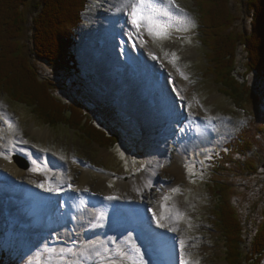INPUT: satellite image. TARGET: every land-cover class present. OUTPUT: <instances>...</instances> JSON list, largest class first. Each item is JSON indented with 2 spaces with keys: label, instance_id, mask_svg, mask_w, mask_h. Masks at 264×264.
Returning <instances> with one entry per match:
<instances>
[{
  "label": "rangeland",
  "instance_id": "374dc122",
  "mask_svg": "<svg viewBox=\"0 0 264 264\" xmlns=\"http://www.w3.org/2000/svg\"><path fill=\"white\" fill-rule=\"evenodd\" d=\"M178 1L186 4L184 6L185 8L180 7L184 9V13L181 14L178 12L177 9L172 8L171 9L173 13L172 23L173 25L179 26L184 30H188V31L176 30L180 37L185 38L186 45L196 46L198 45V43H200L197 40L198 36L195 37L196 36L195 30L196 28H199V15L196 16V18H194L193 14L189 13L188 10L189 8H192V13H197L196 6H198L199 0H178ZM238 1L239 0H233V3L231 5V12H233L234 14L240 13L241 16L242 15L244 16L243 7L242 5L238 4ZM133 2H135V0H127V1L121 0V2L117 6H115L113 0H93L91 1V3H89L88 10H86L85 15H83V18L80 21L81 25L77 28L78 35L76 37L75 51L77 54L78 61L80 62L79 69L81 75L85 77L87 80L90 79L92 83H94V81L97 80V85H103V86H99V88H102L100 89V91L103 93L104 96L99 95V93L101 92L98 89H97V93H94L93 96L92 91H96L94 86L91 84L83 83L84 90L87 92L91 100V101L88 100V102L95 110H100L102 112L100 116L92 112L95 119V123L98 125H102L100 123L101 116L102 117L105 116L109 111L108 113L111 114L113 113L115 117L118 119V122L120 124H124L129 128V130H132L130 129L131 127L128 125V123H132L131 120L125 117L121 113V111H119V108L121 110L122 109L126 110L128 114L137 113L140 115L141 112L143 115V112L145 110L147 111V114L149 110H151V113L153 115L155 113H158L159 111H162L159 108V103L157 102L159 92L157 89L154 88L153 86L154 82L151 80L149 81V83L144 84L145 80L143 79V76H146V73L149 71V69H144L143 66H141V62L144 63L149 59L150 60L152 59L155 63H157L156 67L158 68L155 71H153V74H156L154 76L156 80H157L158 72L167 73L165 67L163 65L160 66L161 58L163 61H165L164 64L167 62L166 64L172 70L171 72H169L168 75H171L173 70L179 69L184 79L185 76L187 75L192 76L188 81L193 82L192 85L193 92L195 93H193L190 97L186 99V106L188 109L186 113L183 112L182 106L180 105V102L185 103V98L181 99L180 97L183 96H180L177 93V96H175L176 101H174L173 103L174 106L178 109V112L176 113L174 112L175 113L174 115H176V120L173 121L172 124L163 121V122H156L154 125H150L148 123L149 124L148 126L145 120L142 121V123L144 122L145 127H147L146 131L148 132V135H145L147 141V147L145 145V141H144L145 137L142 132L136 133V135L132 137L131 135H127L126 133H124L122 129L116 125L115 129L118 131V133L116 134L119 140L116 141V144L114 146H110L111 149L109 150L107 148L101 149L102 147L100 148L95 143L92 142L90 143L89 141H86L85 139H83V137L78 136L77 135L78 133H72L64 127H58L57 129L48 127L47 125H45L43 119L31 116L32 114L28 111L25 104L15 103L14 101H11L8 96L2 95L1 93L0 117L2 118H0V136L2 139H5V136L9 135L10 141L8 140V142H11L14 146H19L20 149H26V151L34 148L40 149L45 153H51L52 151H55V153L60 157L61 161H65V164L67 163L66 164L68 171L67 174L70 177L68 176L69 179L66 180L65 183L69 181L75 182L80 180L81 173L83 170H81L80 168L77 169L73 168L74 165H72L71 168L70 161L71 158L73 161L74 157H81L83 159L82 162L94 166L95 169L88 168L92 171L91 172L92 182H93V184L91 185L92 187L93 186H97V188L106 187V181L109 175L108 173H106L108 175L106 176L107 179L105 183L99 184V179L95 176V171H98L101 168H103L101 170L104 171L107 170L108 172H111L114 177L112 176L109 177V182L112 181V179L116 181V182L114 180L112 181V185L116 183L115 188L112 189L113 190L112 192H115L116 195L114 196L115 198L112 199L113 200L112 203H114L112 204L113 206H111L109 203L107 207L108 209L107 211L108 212L115 211L117 206L120 204H124V203L131 204L133 202L137 204L139 203L142 204V207L143 206L144 207L143 210L140 209L142 211L140 214L137 215L138 217L137 219L143 222L144 224L145 223L147 224L149 223L148 219L151 218L152 215L150 212L148 218H145L147 217L149 208L154 207L155 205L158 204V201L157 202L153 201L154 199L153 197L155 193L158 191V189L163 191L164 189L170 188L168 187V184H162V183H170L171 180L173 181L176 178L172 173L169 172V169L172 168L173 165L167 166L166 164H164V161H166V158H171L173 152L172 151L173 142L178 137V135L186 129V126H183L181 130H177V127L183 125V122L189 121L192 124L196 120L197 123H204V122L210 124L214 123L212 126L216 125L218 126V128H221L220 130L224 129V127H230L232 133L236 134L235 132L236 128L239 126L240 127L248 126L249 121L252 119V117L246 115V117L240 119L238 113H231L229 117L220 118L219 117L220 114H218L217 117L213 119H209L208 120L209 122L206 121V117L208 116L199 117L198 115L199 111H197V109L194 107V104L196 102H198L199 104H201V102L202 104H206L205 110L207 111V113H209V109L210 110L215 109L218 111V113L224 115L225 113L223 111L233 112L235 109L231 101L224 99L222 97V94L219 93V90L217 88L218 86L214 84V82L211 79V76L207 72V71L211 72L212 69L210 66L209 55H206L205 52L203 53L200 51V50L205 51L207 47L206 44L203 43L199 48L195 47V49L198 48L196 49V52L199 51L200 52L199 55L191 56V57L189 56L190 58L184 57L185 60L183 59L181 52H176L177 54H175V57H167L164 54V48H162V40H160L159 38H157L151 46L150 45L144 46L143 44H141V40L139 38H133V33L135 32V29L129 22L128 11L130 9L128 7L124 13L121 14L120 12H118V15L115 16L114 18L117 20L116 25H118L120 28L122 27L128 30L130 28V30L127 31L126 33L121 32V30L117 33L111 32V29L113 28L109 29L110 22L108 21H110L111 17L114 16V13L120 7L124 8L123 6L126 7L127 4ZM159 2L161 3V1ZM155 3L159 4L157 3V0H155ZM179 6H182L181 3H179ZM105 23L108 26L105 25ZM238 26H241L240 21H238ZM172 31L173 30H171L170 28L168 34L172 33ZM129 33L131 34V36L128 35ZM117 34L124 35L127 41L129 42V44H131V46H133L135 42L138 44V46L141 44L143 50L145 51V53H143L145 57L141 55L137 56L136 52L133 50L131 51V54L134 56H129L126 46L125 45L122 46L121 42L117 40L116 38ZM111 39H113L115 42H118L117 43L118 46L116 48L117 52L119 53L118 59L113 54V51H110V49H108V45L112 43ZM158 49H163V50L157 52ZM168 52L171 53L170 50H168ZM173 52L175 53V51ZM208 52H210V50H208ZM159 53L162 54L160 55V59L158 56ZM150 54L153 57H151ZM154 55L156 56L155 59H153ZM176 57H178V59H176ZM244 57H245L244 51H240L238 55V66H240L241 68H242V64L245 62ZM128 60H134L136 63L137 60H139L138 66L137 67L130 66L128 64ZM114 70L116 71L113 73ZM175 75L177 76V73ZM120 77H122L121 80L124 81H121ZM251 80L253 82L254 78H252ZM257 81L258 80L256 79V83ZM160 84L165 85L168 89L167 82ZM105 86H106V90H103L105 89ZM125 87L128 88L130 87V91L127 92L125 90V92L122 95L121 90L122 88L124 90ZM258 87L259 89L262 87L260 82L258 83ZM185 90H186V86L183 87V91ZM168 91L172 93L171 89L170 90L168 89ZM153 94L156 95V97L152 96ZM98 98H101V100L96 102L95 99ZM199 99L201 102L199 101ZM117 105L119 108L116 107ZM212 106L214 107V109ZM165 116L167 118L166 114L164 115V117ZM160 117H162V115H160ZM3 119L6 121H4ZM6 122L8 125L5 124ZM9 123H11L12 126L11 128H7V126H9ZM103 125L104 128L108 130L109 128L108 125L107 124H103ZM163 130L166 131L165 134H163L162 132ZM194 130H195V126H194ZM194 130L192 129V132H194ZM40 132H44V133L49 132L48 134L49 136H47V138L43 137L40 135ZM227 133L228 131L226 132V134ZM215 138L218 140L219 138L220 139L223 138V135L221 134L220 131L217 132ZM24 141H27V143H24ZM12 144L5 143L2 147L6 151H9L11 149H14L12 148L13 146ZM148 148L149 151L147 152V155L143 156L144 151L148 150ZM16 149L20 150L17 147ZM121 152L123 153V156L121 155ZM14 153L17 152L14 151ZM30 154H34V153H30ZM213 155H214L213 147L211 146L207 147L206 152H204L201 155V157H203L204 159L209 158V161H205V160L198 161L199 167L204 166L206 170V172H204L206 175V179L204 182L203 191H200L199 187L193 188L194 186H197L199 184L200 182L199 178L201 176L195 173V171L192 170L191 166L188 163H185L184 167L186 168L187 171L188 180L186 184H183L184 185L183 194L186 195L187 199L185 200H182L181 198H177L176 200L172 199L173 201L171 200L170 203L169 202L159 203L160 204L159 209L157 207L158 209L157 212L160 211L163 214V218H169L171 216V220H172V217H174L172 211H174L175 206H177V208L180 207L181 213L183 214L182 217L181 216L179 217V219L174 217L176 221V224H174L176 230L174 231V233L172 231V233L170 234L172 237L167 236V234H164V236H162L163 238L162 237L160 238V234L158 235L157 233V236L160 238V241L164 242L168 248H170L171 245L173 246L174 251L172 252L176 254V257L174 258L175 264H178L181 255V252L180 253L178 252L181 251V245H180L181 240L184 241L183 256L184 255L186 256L185 258L186 261L192 264L193 263L197 264V262L198 264H226L223 255L224 249L218 251V248H220V246L213 251L214 255L212 256V258L209 259L207 257L202 261H200L197 258L194 250L196 249L197 245H199L206 239L207 240L205 242L216 236L215 235L216 232L213 230L214 226L213 224H211V220H213L212 211H211L213 198L210 196L209 192L207 191L208 184L207 185L205 184L208 183L207 181V176L209 175L208 172L217 168L218 169L217 174L219 176L221 174V169H223L222 167L226 165H225V161H218L217 163L214 162L212 167L210 168L211 165L210 160H211V156ZM259 158H260L259 155L255 156V160L258 162V165L260 166L259 168L260 170H258V173H257V169L254 168L257 174L254 172H252L251 174H245V170L248 165L245 162H243L242 159L237 161V163L239 164H237L236 167V165L234 164L236 158L234 156L229 157L230 160L231 159L234 160L231 162L233 167L230 166L228 168L231 170L225 169V172L222 170L225 174V179L228 180L231 184L232 191H235V189L237 190L235 201H237L238 205L236 203L235 204L238 206L237 208L239 214H242L239 220L242 224L244 223V226L246 227L248 226L247 227L248 232H250V230L253 228L255 224L258 225V223H260V221H262L263 219V217L260 214L262 213V211H264V159L259 161ZM250 160L254 161L253 159ZM14 165L18 168L15 162ZM153 167H156L158 169V174L155 177L153 185L145 188L144 191H141L143 197L139 196L138 194L139 192H137L133 188L130 189L128 187L124 188L123 184H120V182H133L134 180L144 179L145 177L141 178L139 177L140 175H138V177L135 176L137 174L136 169L142 168V171L148 169V173H149L150 168ZM174 167H178V165L175 164ZM193 169H196V165L193 167ZM25 176H30V175L26 174ZM129 177H130V181H128ZM213 178H217L216 173H214ZM24 179L27 180V177H24ZM0 182L2 184L1 190L3 192L4 190H8L9 185L12 184L11 182L4 179H0ZM187 183H189L192 186H187ZM17 185H20L24 190L27 189L22 184H17ZM98 190H100L99 194H101V196H103L104 198L109 196L106 188L98 189ZM119 196H121L122 198L120 199ZM36 199H40V197ZM106 200L109 201L108 199ZM249 201L250 204L252 203L251 206L247 205ZM51 204L55 206V204H53L52 202ZM59 206L60 204L57 205L56 207ZM39 209H40L39 207L36 208L37 211ZM180 209L178 208V210ZM24 212H26V210H24L23 213ZM25 216L28 217L29 215L25 214ZM0 218L2 219L0 220V252L4 250L5 254L7 253V258L9 260L14 259L16 257L21 259L22 264H25L26 261L28 262L30 257L27 259L23 255L18 257L17 256L18 249L17 250L15 249L16 250L15 251L12 248V247L14 248L28 247V252L30 253L29 255L38 254L39 251H43V253L39 254L40 257L37 256L35 258L34 264H37V262L38 264H49L50 255L52 256V258H54L52 261L53 264L62 263V261L56 258V256L61 252L62 254H66L68 251H65L63 246L62 248L61 246H56L55 248L52 247L51 249H47L43 245L42 243L43 240L47 238L46 232H44L45 229H41V227L44 226L38 225L39 228L34 230V232L24 233L21 232L22 230L21 224L19 225L17 223L18 227L14 225H7L5 216L0 215ZM31 219H30V223H31ZM31 224L34 227L33 223ZM261 224L262 226L264 225V223L262 222ZM8 226L13 228L16 231V233L10 232L6 234V230ZM93 226L94 225L92 226L90 225L87 228L92 230L94 234L95 232L92 228ZM16 227L18 229H16ZM61 227L62 225L53 229H57ZM83 227L86 226L83 225ZM206 228L208 231L206 232V234H208V237H206L204 233L202 235V231H204ZM53 229H48V230H53ZM64 229H66L67 231L70 228H68L67 226V228ZM177 231H180L181 234H178ZM110 232L111 231L109 229L108 233ZM81 233L84 234V232ZM103 233L104 230L100 229L97 235H99L100 237V235H103ZM108 233L106 235L109 236ZM175 235H177V240L173 242L174 241L173 236ZM155 239L152 240L154 241ZM33 240L34 242L31 243V241ZM51 240L55 241V238L53 237L51 238ZM70 241L73 244L76 243V241L73 239H71ZM109 242L110 244H113L112 238L110 239ZM158 245H160L161 247L160 242H158ZM176 247L178 248V251ZM153 250L154 251L156 250L157 252L159 251V254H161V251L155 248V246ZM74 252L76 251L74 250ZM105 253H108V251L107 252L105 251V246L104 248L103 246H101L97 249H93L90 247V245H87V247L82 252H79L78 250L75 255L82 257H87V256L97 257L101 259L100 257L101 254H105ZM164 253L161 255L165 256L166 253L165 254ZM97 254H99V256ZM215 255L217 257V261L214 260ZM132 258L137 260L135 253L132 254ZM144 261H146V264H150L146 259H144Z\"/></svg>",
  "mask_w": 264,
  "mask_h": 264
},
{
  "label": "trees",
  "instance_id": "16d2710c",
  "mask_svg": "<svg viewBox=\"0 0 264 264\" xmlns=\"http://www.w3.org/2000/svg\"><path fill=\"white\" fill-rule=\"evenodd\" d=\"M89 1L0 0V91L15 103L33 109L50 127H64L89 142L110 147L116 144V135L107 136L86 117L85 103L65 98L60 91L66 79L83 80L78 77L81 72L75 46L77 28ZM232 3L233 0L200 1L203 43L210 50L211 74L220 91L254 117L253 131L264 132V122L258 120L264 105V0H239L244 16L231 12ZM240 51L245 55L242 68L238 66ZM252 77L260 82V89ZM78 86L79 83L72 84L74 90ZM80 86L81 98L87 92L83 84ZM252 141L255 133L249 131L241 147L243 157L251 150ZM226 160L221 169L224 172L233 167ZM212 181L211 189L219 200L215 225L223 234L229 264H261L264 225L245 233L233 204L236 194L225 174L221 172ZM0 264L6 263L2 260Z\"/></svg>",
  "mask_w": 264,
  "mask_h": 264
},
{
  "label": "bare ground",
  "instance_id": "6f19581e",
  "mask_svg": "<svg viewBox=\"0 0 264 264\" xmlns=\"http://www.w3.org/2000/svg\"><path fill=\"white\" fill-rule=\"evenodd\" d=\"M115 3V6H117L121 0H113ZM127 1V0H126ZM126 4V3H125ZM124 8H119L115 13L114 16L111 17L110 21V28L111 32H119L121 30V32H127V29L124 28H120L118 25H116L117 20L114 18L115 16L118 15V12H120L121 14L124 13L127 10V7L123 6ZM119 13V14H120ZM112 22V23H111ZM105 25H107L105 23ZM104 25V26H105ZM108 26V25H107ZM112 43H110L108 45V49H110V51H113V54L115 55V57L118 59L119 58V53L117 52L116 48H117V43L115 42L113 39H111ZM133 49V48H132ZM132 51V50H131ZM133 51H135L133 49ZM196 54L195 50H190V54ZM143 56L145 57V55L143 54ZM115 60V59H114ZM156 64L152 59L146 61V62H141V66H143L144 69H149L146 70L148 71L146 73V76H143L144 84L149 83V81H153V86L155 89L158 90L159 92V96H158V103H159V108L162 111H159L158 113H155L154 115L151 113V110H149L148 114L147 111L145 110L143 112L142 118L143 120H145V122H147V124L149 123L150 125H154L156 122H163L165 121L166 123H171L170 121H175L176 120V115H174L176 112H178V109L174 106V101H176V97L175 95H173L172 93H170L168 91V89L170 90V88L165 86V85H161V81L156 80L154 78V76L156 74H153V71H155L158 67H156ZM176 104V103H175ZM163 112V113H161ZM175 112V113H174ZM167 115L164 117V115ZM160 115H162V117H160ZM150 121V122H148ZM214 121V120H213ZM202 122V121H201ZM148 124V126H149ZM174 131V130H173ZM229 131L228 128L224 127V129L220 130V132L223 135H227L226 132ZM173 133V132H172ZM217 133V131L215 130V127L210 125V123L204 124V123H196V132L194 133V135L192 137H190V139H187V137L184 139V143L181 145V151L186 150V149H191L194 150L195 148L203 145V144H217L218 141L215 139V134ZM48 133H44V132H40V135L43 137L49 136ZM206 144V145H207ZM17 152L20 153L22 151L14 148L11 149L9 151H6L3 147L0 148V155L3 156V160H0V177H9L12 176L14 178V185L12 186L15 189H19L21 190L22 187L20 185L17 184H21L18 182H28L34 186H38V184L42 181L46 182L48 185L50 186H54L55 188H58V191H46L44 188L39 189L42 192H46V194L48 196H62V195H67V199L68 202L63 206L60 205L59 207H56V205H52L51 201H53V197H49V200H47L48 197H46V194H44V201H39L41 199H36L39 197L40 194L36 193L35 191L30 192L29 190H26L28 193L27 195L29 197L32 196V198H35L36 202H35V206L32 209H28L26 210V212H24L25 214L29 215L28 217H32L31 219V223H33V225H40V226H45L48 229H53L59 226H63L65 224H67V226L69 227V224L72 223L73 225H78L79 223V230H82L83 225L87 224V220L85 218V216L87 218H93V215L89 212L87 213V210L85 207H82L84 202H85V198L89 197L88 195H82L80 194H74L73 190L74 189H84V188H89L91 185V181H92V173L90 171H84L82 178H81V185L78 187H75L72 185V187H69V184H67V182L65 183L66 180L69 179V175L67 174V166L65 164V161H60L57 159V155L56 154H51V158H46V156L44 154H30L28 153V159L30 162V168L29 170H22V169H18L14 163L12 162V158L11 155L12 153ZM33 161H35V163H33ZM176 164V163H175ZM74 166L79 167L78 165L74 164ZM175 166V165H174ZM172 167L170 169L171 173H173L174 175H176V177L178 178H182L183 177V173L181 171V168L178 167ZM34 168H39L41 169L40 171H34ZM85 170V169H84ZM26 174H29L30 176H25ZM158 174V169L156 167L150 168V172H147V176L142 179V180H134L133 182H120V184H123L124 188L128 187L133 188L134 190H136L137 192H139V194H142L141 191H144L145 188L150 187L151 185H153V182L155 180L156 175ZM2 175V176H1ZM69 176V177H68ZM97 178L99 179V184H103L105 183L107 177L104 174H101V172H99L98 175H96ZM24 177H27V180L24 179ZM94 178V177H93ZM17 182V183H16ZM16 185V186H15ZM25 187V186H24ZM110 194V193H109ZM118 196V195H117ZM41 197V196H40ZM118 199V198H117ZM51 200V201H50ZM92 205L96 208L98 207L99 213L101 212H105L107 215H109V213L104 209L103 205H99L96 202H93ZM40 208L38 211L36 210V208ZM180 209V207H178ZM177 206L174 207V211H172V214L175 218H178L176 215V212H180L181 213V209L178 210ZM123 211L126 214H129V212L131 211V209L129 208H124ZM136 211L139 213L142 210H140L139 208L136 209ZM117 215H115V212H113L111 215H115V218L118 217V211ZM34 216H33V215ZM88 214V215H87ZM110 215V216H111ZM78 216V217H76ZM84 216V217H83ZM112 217V216H111ZM174 217H172V223L176 224V221L174 219ZM182 217V216H181ZM130 217H127L126 220H129ZM75 220V221H74ZM78 220V223H77ZM69 222V223H68ZM116 225H120V223H116ZM135 227H133L132 229V238H134L136 240V242L141 245V247L146 245V242L149 243H153L152 248L154 249L158 247V242H160L161 244V248L162 250L159 248L158 250L161 251V254L164 253L166 255L163 256L161 254H159V251L156 252L157 257L161 260H165L164 261H160L162 264L164 263H168V261H166L165 258H169L170 263L171 264H175L174 263V258L176 257V254L173 253L172 251H174L173 246L171 245L170 248H168L166 246V244L162 241H160V238L162 236H164L165 233H161L160 234V238L156 236V239L153 241L152 238L148 235H146L145 230L141 227V221L136 222L135 221ZM152 227V223L149 224ZM131 224H129V228L128 230L131 231ZM107 227V225L105 226ZM87 233H84L85 235H88V238L85 240H91V241H98L100 238L97 237L96 235H94V237L92 238V236L90 235L92 233V230H90L89 228ZM86 229V230H87ZM115 230L114 228H110V231ZM119 231H117L118 233ZM152 233V232H150ZM109 234V233H108ZM143 234L144 237L143 238ZM159 235V234H158ZM99 236V235H98ZM116 236V235H115ZM101 238H104L103 235H100ZM163 238V237H162ZM144 239L146 241H144ZM174 244V243H173Z\"/></svg>",
  "mask_w": 264,
  "mask_h": 264
},
{
  "label": "snow or ice",
  "instance_id": "6c2138e0",
  "mask_svg": "<svg viewBox=\"0 0 264 264\" xmlns=\"http://www.w3.org/2000/svg\"><path fill=\"white\" fill-rule=\"evenodd\" d=\"M126 7L130 9L128 11L129 22L135 29V32L133 33V38H142L145 30L150 36L154 38H166L168 36L169 29L173 27V23H172L173 13L171 9L175 8L178 10L179 13L181 14L184 13V9L180 8L176 0H161V3L159 4H156L155 0H135V2L127 4ZM172 55L173 57H175L174 52ZM176 59H178V57H176ZM185 79H187V77H185ZM180 98L184 99V97H180ZM11 127H12L11 124H9V128ZM24 143H27V141H24ZM121 155L123 156L122 152ZM33 163H35V161H33ZM33 170L40 171L41 169L34 168ZM38 187L44 188L46 191L59 190L54 186L48 185L44 181L40 182L38 184ZM69 187H72V185H69ZM84 191H87V189H84ZM172 191L178 192L179 188H174L172 189ZM114 198L115 197L113 196L106 197V199L108 200H112ZM168 199H170V197L164 196V200H168ZM153 215L154 217L156 216L155 213ZM176 215L177 217H179L182 216L183 214L177 211ZM101 218L103 217L101 216ZM169 219L171 220V216L169 217ZM160 220L161 218H157V223L160 225V227H165V225L162 224ZM175 230L176 229H173V231ZM180 245H181L180 264H188V261H186L183 258V250H184L183 240L180 241ZM134 249L136 253H140V249L138 247L134 246ZM112 264H115V262H112ZM133 264H136L135 259H133ZM139 264H146V261H144L143 259V254H140Z\"/></svg>",
  "mask_w": 264,
  "mask_h": 264
}]
</instances>
